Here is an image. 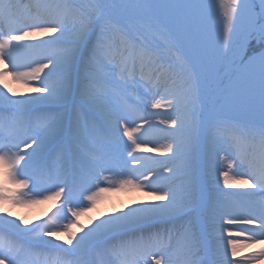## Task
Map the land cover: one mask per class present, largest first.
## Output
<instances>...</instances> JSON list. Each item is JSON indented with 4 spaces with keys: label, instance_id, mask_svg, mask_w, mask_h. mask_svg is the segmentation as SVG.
I'll return each instance as SVG.
<instances>
[{
    "label": "snow or ice",
    "instance_id": "snow-or-ice-1",
    "mask_svg": "<svg viewBox=\"0 0 264 264\" xmlns=\"http://www.w3.org/2000/svg\"><path fill=\"white\" fill-rule=\"evenodd\" d=\"M0 64V204L67 221L0 207V264L264 260V0H0Z\"/></svg>",
    "mask_w": 264,
    "mask_h": 264
},
{
    "label": "bare ground",
    "instance_id": "bare-ground-1",
    "mask_svg": "<svg viewBox=\"0 0 264 264\" xmlns=\"http://www.w3.org/2000/svg\"><path fill=\"white\" fill-rule=\"evenodd\" d=\"M4 67L3 64H0V68ZM9 67V72L5 73L2 77L3 82L7 83V85L15 92H24L27 89V85L24 84L22 81L15 80L12 75L10 74L11 68ZM2 86V85H0ZM107 190L104 192H101L100 195L97 197L101 200L100 205L97 207L100 210H105L108 207L113 209L114 207H119L122 203L126 201L133 202H139V201H147L154 199L153 196L150 195V193H139L138 191H128V189L123 190L121 187H117V184L112 183L111 181L105 182V187ZM25 194L21 197L20 203L15 202H4L3 204H0V207L7 208L9 211L13 213L14 216H18L22 218L25 221H39L42 218L43 212L41 214V211L43 210V206L39 203L43 202L40 197H37L33 192H29L28 190L24 191ZM32 200H41L39 203H31ZM49 201V200H47ZM44 201V202H47ZM60 202V200H52V206L55 202ZM120 204V205H119ZM39 205L41 206L39 209ZM50 209V208H49ZM58 209L55 208L53 211L45 216L43 219L46 220V222H53L57 221V216L53 215L54 212ZM113 210H110V212ZM41 217V218H39ZM51 217V220L48 218ZM235 232V231H234ZM259 247V246H257ZM252 249H247L245 251H251ZM48 261V263L53 264L55 260V256H43L41 257ZM44 261V260H43ZM45 261V262H46ZM250 264H264V260H260L258 262H250Z\"/></svg>",
    "mask_w": 264,
    "mask_h": 264
},
{
    "label": "rangeland",
    "instance_id": "rangeland-1",
    "mask_svg": "<svg viewBox=\"0 0 264 264\" xmlns=\"http://www.w3.org/2000/svg\"><path fill=\"white\" fill-rule=\"evenodd\" d=\"M227 163H229V161L225 160L224 161V164H227ZM225 170H227V169H225ZM106 175H108V174H106ZM2 179H4V177L2 175V172H0V180H2ZM118 179H117V182L115 183V184H117V187H119L118 186ZM105 182L101 185V187H105ZM136 182H138V181H136ZM9 187H14V185H11L10 184ZM126 189H128L129 192L130 191H138L139 193H146V192L149 193V190H143L142 191V190L137 189L136 187H127V186L126 187H123V190H126ZM87 195L88 194H85V197ZM100 203H101V200L98 199V198H96V200L94 201L93 204L89 205L88 203H85L82 206L85 210L81 211V213L79 215V226H88L92 221H94L96 218H98L102 213H110V210H113L114 211V210L123 208L125 205L132 204L131 201H126V202L122 203L121 205L119 204L120 205L119 207H114L113 209H111V208L108 207L105 210L104 209L103 210H100L99 208H97L100 205ZM39 204H41L43 206V210H39V211H41V214L43 212L42 218L39 217V218H41L39 221H45V222H46V220L43 219V218L45 216L49 215L53 211V209H55L57 207L59 208V206H60V202L59 201L58 202L56 201L53 204V206H52L51 205L52 204V200H49L47 202H44L43 201V202H41ZM40 207L41 206L39 205V209H40ZM58 222L59 223H67V221H58ZM79 226H77L76 229H75L77 232H79V230H80V227ZM234 231H239V229H234ZM60 236H61V239H66L67 238L66 233H64V232H60ZM47 256H49V257L50 256H55L56 257L55 258L56 261L53 264H57V260L59 259V257L56 254H54V253L53 254H47ZM42 261L44 262V264H50V263H48V261H46L45 259H43L41 257L37 259V264H41Z\"/></svg>",
    "mask_w": 264,
    "mask_h": 264
}]
</instances>
